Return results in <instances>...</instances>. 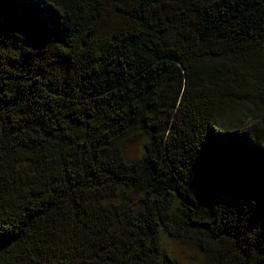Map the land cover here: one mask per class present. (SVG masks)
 <instances>
[{
    "label": "trees",
    "instance_id": "1",
    "mask_svg": "<svg viewBox=\"0 0 264 264\" xmlns=\"http://www.w3.org/2000/svg\"><path fill=\"white\" fill-rule=\"evenodd\" d=\"M164 238L264 264V0H0V264Z\"/></svg>",
    "mask_w": 264,
    "mask_h": 264
},
{
    "label": "rangeland",
    "instance_id": "2",
    "mask_svg": "<svg viewBox=\"0 0 264 264\" xmlns=\"http://www.w3.org/2000/svg\"><path fill=\"white\" fill-rule=\"evenodd\" d=\"M140 148L141 145L138 143L129 144L126 147V154L128 157L132 158L138 154ZM162 245L169 255L177 259L181 264H187L190 261L194 264H200L201 257L194 251L176 244L168 238L162 239Z\"/></svg>",
    "mask_w": 264,
    "mask_h": 264
}]
</instances>
